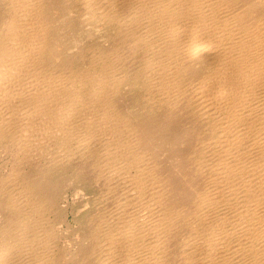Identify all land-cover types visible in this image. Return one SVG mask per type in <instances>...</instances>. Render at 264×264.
Wrapping results in <instances>:
<instances>
[{
  "label": "bare ground",
  "instance_id": "bare-ground-1",
  "mask_svg": "<svg viewBox=\"0 0 264 264\" xmlns=\"http://www.w3.org/2000/svg\"><path fill=\"white\" fill-rule=\"evenodd\" d=\"M0 149V264H264V0H0Z\"/></svg>",
  "mask_w": 264,
  "mask_h": 264
},
{
  "label": "rangeland",
  "instance_id": "rangeland-1",
  "mask_svg": "<svg viewBox=\"0 0 264 264\" xmlns=\"http://www.w3.org/2000/svg\"><path fill=\"white\" fill-rule=\"evenodd\" d=\"M54 10H52V13H53V16L55 17L58 13H59V15H61V16H63V18L64 19H66L64 16H66V15H68L67 14V11L66 10H64V9H62V11L60 12V10L58 11L57 10V13L54 11ZM62 18V20H61V24L63 25V26H65L67 23H66V20H64ZM60 19H61V17H60ZM60 48L61 49H63V50H66V52H67V54H71V53H73L72 51L73 50H75V49H71L72 51H69V49H67L66 48V45L64 44V45H60ZM60 49V50H61ZM60 50H58V51H60ZM75 54V53H74ZM12 156H14V154H13V152H8V151H6V150H4V149H0V174H2V175H5V174H7L8 172H9V170L11 169V168H13L14 166H16V163L14 162V159H13V157ZM13 166V167H12ZM65 172H67V173H69V172H71V171H65ZM68 181H66V180H64V185H66V183H67ZM69 187V188H68ZM96 187L97 188H99V186H98V184L96 185ZM60 190H59V193H60V195H59V201H61V203H63L64 204V202L65 201H67V202H65V203H69V205H71V206H74L75 207V209H81V208H84L86 205H83L84 204V201L87 199V196L88 195H81V196H78V197H76L75 195H74V193L72 192V186L71 185H67V186H65V187H61V188H59ZM67 190V191H66ZM69 191H71V192H69ZM65 192V193H64ZM65 194V195H64ZM64 196V197H63ZM67 197V200H66V197ZM64 198V199H63ZM77 199V200H76ZM74 200H75V202H74ZM82 205H83V207H82ZM71 214V213H70ZM69 214V215H70ZM69 218V221L71 222L72 221V223H71V225L72 226H74L70 231H67L66 232V227H67V224H65L64 225V227L65 228H63L64 230H61L60 231V233H59V243L61 244L59 247H65V246H67V243L69 242V241H72V243H74V242H76L77 241V238H76V236H77V234L75 235V233H76V230H77V224L76 223H74L73 222V216H72V214L70 215V216H68ZM72 219V220H71ZM65 233H64V232ZM62 232V233H61ZM64 233V234H63ZM63 242V243H62ZM66 243V244H65ZM63 256V255H62ZM61 262H60V264H65V261H68V260H66V257L65 258H60L59 259ZM69 264V263H68ZM70 264H72V263H70Z\"/></svg>",
  "mask_w": 264,
  "mask_h": 264
}]
</instances>
